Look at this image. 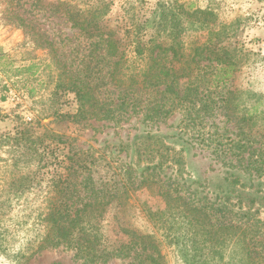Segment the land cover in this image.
<instances>
[{"label": "trees", "instance_id": "1", "mask_svg": "<svg viewBox=\"0 0 264 264\" xmlns=\"http://www.w3.org/2000/svg\"><path fill=\"white\" fill-rule=\"evenodd\" d=\"M14 1L8 7L9 19L38 48L52 54L57 67L53 93L75 94L76 113L60 114L59 118L118 126L133 115H141L142 123L157 126L178 112L180 138L200 154H208L216 164L241 173L230 177L231 184L244 186L242 174L264 172L262 149L259 155L255 154L258 149H251L253 143L262 140L245 128L256 122V114L264 112L256 100L250 107L242 106L246 105L244 95L249 101L263 97L233 87L243 56L231 49L232 42L223 44L225 40L218 39L194 44L186 52L184 42L177 38L166 42L153 36L145 40L134 36L127 41L134 45L133 52H126L121 49L122 40L104 29L109 3L85 0L81 6L74 0H57L55 4L63 7L66 20L90 41L89 52H93L68 65L60 60L56 41L39 20L19 13L20 0ZM201 15L207 17L209 11L195 9L190 14L195 18ZM137 26L143 28L144 24ZM4 56L0 51V58ZM105 59L108 66L102 72L107 85L118 89V95L107 99L99 96L104 84H99L101 68H97ZM137 60L142 65L135 70L132 64ZM53 63L44 65L54 69ZM42 66L43 62L32 59L17 68L15 75L34 76ZM242 107L244 112L238 113ZM234 121L240 124L237 133L231 127ZM13 141L15 147L23 149L25 164L19 174V159L15 160V176L9 188L15 196L34 192L45 204L38 214L44 231L37 251L66 247L84 264H104L113 258L130 259V264H163L156 235L121 216L131 208L132 194L147 190L167 205L161 221L163 236L175 247L182 264H229L225 257L230 249L241 253L235 264H264V220L257 216L258 210L246 208L241 199L235 204L229 196L219 200L207 195L195 197L182 182L186 163L183 152L151 131L135 139L130 162L115 166L102 154L73 149L68 138L39 121H21ZM100 164L114 168L109 176H96ZM110 209L116 210L113 220L106 218Z\"/></svg>", "mask_w": 264, "mask_h": 264}, {"label": "rangeland", "instance_id": "2", "mask_svg": "<svg viewBox=\"0 0 264 264\" xmlns=\"http://www.w3.org/2000/svg\"><path fill=\"white\" fill-rule=\"evenodd\" d=\"M84 1L73 2L83 6ZM91 1L109 3L110 9L103 20L104 29L106 33L122 40L124 44L121 49L126 52H133L134 45L127 41L134 36L144 40L153 36L166 42L177 38L184 42L186 52H190L194 44L216 42L218 39L225 40L223 44L232 42L231 49L242 52L240 54L243 56L234 73L232 85L262 95L263 98L257 100L258 97H255L250 101L244 95L242 100L246 105L242 106L250 107L256 100L259 109L264 112V0ZM56 2L57 0H20L18 11L24 16L39 20L47 35L56 41L57 53L62 62L77 64L81 56L93 53L89 52L90 41L80 34L78 28L71 26V22L66 20L63 7L57 6ZM11 3L12 0H0V51L5 54L0 58V264H84L83 259L75 257L74 250L66 247L37 251L44 231L38 218L45 205L43 199L34 192L15 196L8 186L15 176L16 159H19L17 173L24 172L22 167L25 162L21 156L23 149L15 147L13 141L15 128L21 121H39L47 129L68 138L73 149L88 150L95 156L102 154L112 166L130 162L131 145L135 139L151 131L183 152L186 163L182 182L186 183L195 197L207 195L219 200L220 197L229 196L235 204L241 199L246 208L258 210L257 216L264 220V172L242 174L244 186L242 183L231 184L230 177L234 173H241L216 164L208 154H200L199 149L180 138L178 124L181 115L178 112L157 126L142 123L141 115H133L118 126L104 121L75 122L69 118H59L60 114L76 113L78 102L75 94L53 93L57 67L52 61V54L38 48L22 28L12 23L7 13ZM47 3L56 6H47ZM195 9L207 10L209 15L199 16L201 19L190 16ZM141 24L144 27L138 28L137 25ZM32 59L43 62L36 75H15L17 68L29 64ZM50 62L54 69L45 67L44 64ZM141 65L140 60H137L132 68L138 70L136 68ZM107 66L105 59L97 67L101 68L99 84H104L99 96L105 99L118 95V89L111 84L107 85L109 82L103 75L102 68L106 70ZM73 69L75 70V65ZM237 112L243 113V107ZM238 119L235 118L236 121ZM255 119L256 122L245 128L262 140L260 144L253 143L251 149H258L255 154L259 155L261 148L260 154H263L264 160V113L256 114ZM236 121L231 124L235 133L240 125ZM113 169L100 164L96 176H109ZM167 171L171 173L173 169L169 168ZM251 200L254 202L250 203ZM130 204L131 208L121 215L125 217L124 220L131 218L135 227L156 235L164 256L163 264H182L175 247L168 244L163 236L165 229L161 221L167 213L164 200L147 190H141L132 194ZM115 211L110 209L106 218L113 220ZM240 258L238 250L230 249L225 262L235 264ZM104 264H130V259L113 258Z\"/></svg>", "mask_w": 264, "mask_h": 264}]
</instances>
